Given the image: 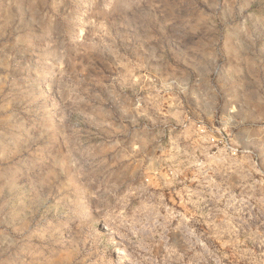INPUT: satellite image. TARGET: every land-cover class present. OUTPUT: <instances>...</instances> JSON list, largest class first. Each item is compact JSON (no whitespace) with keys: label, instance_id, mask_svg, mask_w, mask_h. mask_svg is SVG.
<instances>
[{"label":"rangeland","instance_id":"1","mask_svg":"<svg viewBox=\"0 0 264 264\" xmlns=\"http://www.w3.org/2000/svg\"><path fill=\"white\" fill-rule=\"evenodd\" d=\"M0 264H264V0H0Z\"/></svg>","mask_w":264,"mask_h":264},{"label":"bare ground","instance_id":"2","mask_svg":"<svg viewBox=\"0 0 264 264\" xmlns=\"http://www.w3.org/2000/svg\"><path fill=\"white\" fill-rule=\"evenodd\" d=\"M115 253H116L115 254V258L118 259V260H120L121 257H122V255H123L122 252L120 250H117V251H115Z\"/></svg>","mask_w":264,"mask_h":264}]
</instances>
